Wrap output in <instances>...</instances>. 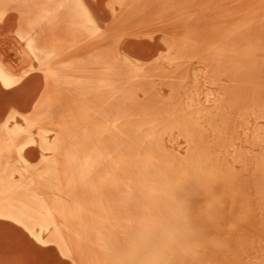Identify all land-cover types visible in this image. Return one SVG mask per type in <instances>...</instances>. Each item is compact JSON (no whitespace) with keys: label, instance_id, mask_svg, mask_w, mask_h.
Listing matches in <instances>:
<instances>
[{"label":"bare ground","instance_id":"obj_1","mask_svg":"<svg viewBox=\"0 0 264 264\" xmlns=\"http://www.w3.org/2000/svg\"><path fill=\"white\" fill-rule=\"evenodd\" d=\"M1 30L0 88L36 83L0 220L59 264H264V0H0Z\"/></svg>","mask_w":264,"mask_h":264},{"label":"rangeland","instance_id":"obj_2","mask_svg":"<svg viewBox=\"0 0 264 264\" xmlns=\"http://www.w3.org/2000/svg\"><path fill=\"white\" fill-rule=\"evenodd\" d=\"M0 36L6 34L2 30ZM2 46L9 58L14 56L8 52V38H3ZM156 44V40L147 38H132L126 42L127 48L136 54L149 52ZM36 83V78L29 76L21 81V85L12 91L0 88V110L8 102L24 105L31 95ZM2 221V220H0ZM60 258L49 247L34 242L18 226L4 221L0 227V264H59Z\"/></svg>","mask_w":264,"mask_h":264},{"label":"snow or ice","instance_id":"obj_3","mask_svg":"<svg viewBox=\"0 0 264 264\" xmlns=\"http://www.w3.org/2000/svg\"><path fill=\"white\" fill-rule=\"evenodd\" d=\"M12 218L11 217H5L4 218V221H11ZM4 221H0V227H3V224H4ZM15 224L19 225L20 224V221L19 220H16L14 221ZM34 242H37L39 244H43V240H39V241H35V238H33Z\"/></svg>","mask_w":264,"mask_h":264}]
</instances>
